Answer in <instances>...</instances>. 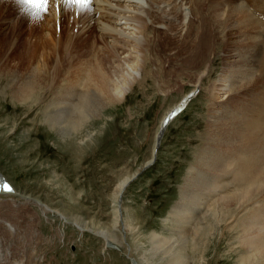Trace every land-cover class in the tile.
Here are the masks:
<instances>
[{
  "label": "rangeland",
  "instance_id": "374dc122",
  "mask_svg": "<svg viewBox=\"0 0 264 264\" xmlns=\"http://www.w3.org/2000/svg\"><path fill=\"white\" fill-rule=\"evenodd\" d=\"M245 2L248 4V1ZM19 7L18 21L14 23L16 26L12 25L8 39L6 37L3 45L0 44V175L17 193L40 199L41 203L76 219L87 228L111 231L121 247L116 243V246L109 243L115 248H107L105 240L92 230L80 231L52 216H47L45 220L44 217L38 219V225L34 227L36 223L24 221L26 216L22 213L25 210V213L39 214L35 205L23 204L27 200L18 196H0L1 201L14 199L12 202L23 208V211L17 209L19 212L13 214L11 219L6 217L16 225L19 222L20 227L28 231L26 241L21 242L22 246L28 248L31 244L42 259L36 260V264H137L139 257H150L153 252L151 234L177 239L180 233L183 235L187 232L184 234L187 235L189 227H185V232V229L177 232L175 226L172 227L171 220L164 224L163 219L178 203L186 177L191 168L196 166L207 126L206 105L212 94L213 82L221 72L223 53L227 48L215 43L214 36L205 30L201 36V44L195 42L176 46L182 51H176L178 53L172 59L178 58V62L172 63L171 60L166 63L167 68L169 66L172 71L160 69L165 63L160 58L161 55L156 53L153 56L155 66L159 68L156 75L152 69L154 63L147 62L143 79L139 81L141 76L138 80L134 78L128 91H122L123 95L120 97L112 95L109 89L112 76L105 70L111 63L112 51L106 55L108 51L102 54L103 48L93 50L90 57L85 58L89 74L86 72L88 75L83 73L67 76L64 77V82L81 81L80 78L88 80L86 90L94 91L98 96L95 106L85 115L88 116L87 119L84 116L85 119H79L77 116L67 122L52 121L50 116L56 110L55 101L67 99L65 91H46L42 85L49 81L45 78L42 88L38 86L40 89L37 87L20 93L12 87L16 82L10 81L9 76L5 77L3 71L12 69L14 64L19 63L16 66L21 67L26 63L27 56L22 53L25 45L15 42L22 37L19 35L23 29L19 20L23 18L25 8ZM15 9L16 7L12 10ZM252 11L256 14L252 17L256 19L258 16L257 19L264 22V14H258L255 9ZM32 13L25 19V23L36 17ZM74 15L77 16L78 13ZM27 28H31V25L25 26L26 32L29 31ZM252 31L246 33L250 34ZM173 47L172 43L167 44V48ZM153 50L158 51L155 47L151 49L152 52ZM211 53L215 55L211 56ZM177 54H180V58ZM194 60L200 64L199 69L196 73L190 69L187 72L196 74L195 77L202 74L200 87L185 109L169 123L155 162L146 167L144 165L151 157L153 141L163 114L173 108L184 95L195 90L187 85L190 74H183L185 68L194 64ZM184 61L186 65L183 64ZM98 69H104L105 74L102 75ZM79 92L81 91H75ZM72 102L69 105H75ZM135 172L137 175L125 186L123 197L121 195L120 198V207L123 205L132 228L127 231L123 229L122 215L115 226L113 205L117 184ZM233 178L227 183H231ZM242 185L230 184L223 188L222 194L230 195L241 187H246ZM262 189L252 192L249 201L241 202L235 209L230 208L227 218L222 216L224 221L214 222L207 218L209 228L196 238L200 241H196V247L188 246L187 256L195 264H264V257L261 258L258 252L251 249L248 241L253 235L259 239L264 234V225L260 227L262 233L254 229L250 232L251 236L242 233L247 227L246 223H249V216L254 212H264V188ZM4 202L2 204L12 203ZM1 207L5 208V205ZM6 210L7 214L10 213L8 208ZM195 217L197 219L198 214ZM195 223L196 221L192 227L190 225V229ZM34 232H37V236ZM59 234L63 236L61 240ZM183 236L181 237L190 241V236ZM147 250L148 252H144ZM159 260L160 256H154L149 258L148 264H164Z\"/></svg>",
  "mask_w": 264,
  "mask_h": 264
},
{
  "label": "bare ground",
  "instance_id": "6f19581e",
  "mask_svg": "<svg viewBox=\"0 0 264 264\" xmlns=\"http://www.w3.org/2000/svg\"><path fill=\"white\" fill-rule=\"evenodd\" d=\"M245 1H248V4ZM19 6H23L25 11L22 13L23 18L19 20L21 21L19 25L23 28L19 36L22 37L17 38L15 42L25 45L22 53L27 56V59L21 67L16 66L18 63L14 64L12 69L3 71L5 77L9 76L10 81L16 82L15 85L12 84V87L20 93L26 90L31 91L38 86L48 92L65 91L67 99H56V103L54 102L56 110L54 114L51 113L52 121L67 122L77 116L79 119L83 116L87 119L88 116L85 115L89 114L91 108L95 106L98 96L96 92L86 90L88 80L80 78L81 81L64 82V77L67 76L86 72L89 74L86 59L90 57L93 50L98 51L103 48L101 52L104 54L108 51L106 55L112 51L111 63L110 65L108 63L109 66L107 65L105 70L112 76V85H109L112 95L120 97L123 95L122 91L124 93L128 91L129 84L134 78L138 80L141 76L139 81L143 79L147 62L154 63V68H151L156 75L159 69L155 66L153 57L156 53L161 55L160 58L165 63L160 69L172 71L169 66L167 68L166 63L171 60H173L172 63L178 62V58L172 59V56L178 53L176 51H182L176 46L195 42L201 44V36L205 30L214 36L215 43L227 48V51L223 53L221 72L213 82L212 94L206 105L207 126L203 134V142L199 147L196 166L191 168L186 177L185 186L178 196V203L163 219L164 224L171 220L172 227L175 226L174 229L177 232L189 227L190 231L187 235L191 239L189 241L188 238L181 237L187 233L186 229L183 235L180 233L177 236L178 239L151 234L150 243H152L153 252L150 257L148 256L149 258L160 256L164 264H195L192 258L187 256L188 246H191L189 248L197 246L195 243L199 239L196 240V238L203 230L209 228L206 224L207 218H211L214 222L224 221L222 216L227 218L230 208L235 209L241 202L249 201L252 192L264 188V22H261L263 20L260 18L261 21L258 20V16L256 19L252 17L254 15L252 9L264 14V0H93L92 5L83 14L78 5H60L56 0L47 6L46 13L41 12L39 16L26 23L25 19L35 9L30 10L20 3V0H0L1 46L10 33L12 25L18 21ZM14 7L16 9L12 10ZM76 12L77 16L74 15ZM29 25L31 28H27L29 31L26 32L25 26L29 27ZM250 30L253 31L247 34L246 32ZM168 43H172L174 47L167 48ZM153 47L158 51L152 52ZM214 55L215 53H211V56ZM164 56L169 58L166 59ZM178 57L180 58V54ZM183 64L186 65L185 61ZM199 67L200 64L194 60V64H190L189 68L183 71V74H190L187 85L195 90L184 95L173 108L171 107L163 114L155 134V141H153L151 157L144 166L149 167L155 162L157 150L169 123L195 97L197 88L200 87L202 74L197 77L193 74ZM189 69L195 72L188 73ZM98 70L102 75L105 74L104 69ZM45 78L49 82L43 84ZM75 91L81 92L75 93ZM70 99L72 101L76 99V102ZM69 102L75 105H69ZM136 172L129 178L121 180L115 191L114 224L115 226L116 223L118 224L122 215L123 229L127 231L132 228L123 205L120 207V198L121 195L123 197L122 192L125 186L137 175ZM231 178H233L232 182L228 184ZM3 184H7L11 191H0V196L21 197L27 200L23 204L35 205L40 213L33 212L34 215L25 213L21 205L12 202L14 199L7 200L12 203H8L9 207H6L8 204H2L4 201L0 199V264H36V260L42 261L31 244L28 248L22 246L21 242L26 241L28 231L22 229L19 222L16 225L9 220L11 216H14L13 214L17 213V209L23 211L22 215L26 216L23 217L24 221L27 220L28 223L34 224L40 218L44 217L45 220L47 216H52L80 231L92 230L105 240L106 247L111 246L109 243L112 245L116 243L118 247H121L111 231L87 228L76 219L67 217L62 212L41 203L40 199L23 196L1 176L0 185ZM230 184H240V186L243 184L242 186L246 185V187H239L240 189H235L236 191L230 195L222 194L223 188ZM2 205H5V208H2ZM7 208L10 212L8 214ZM260 212H254L249 216L247 227H241L244 228V230L241 229L242 233L251 236L250 232L253 229L261 231L260 227L264 225V212ZM195 214H198L197 219ZM195 221V225L190 229V225L192 227ZM37 225L38 223L33 226L37 227ZM36 233L34 232V235ZM58 236L60 240L63 238L62 234ZM251 238L248 239L251 249L258 252L260 257H264V234H261L259 239L254 238V235ZM200 239L202 240V236ZM148 257H139L137 264H148Z\"/></svg>",
  "mask_w": 264,
  "mask_h": 264
},
{
  "label": "snow or ice",
  "instance_id": "6c2138e0",
  "mask_svg": "<svg viewBox=\"0 0 264 264\" xmlns=\"http://www.w3.org/2000/svg\"><path fill=\"white\" fill-rule=\"evenodd\" d=\"M53 2H56V0H20V3L28 7L30 10H36L32 13L34 16H39L41 12L46 13L48 10L47 6ZM58 3L60 5H78L81 10V13L83 14L92 5L93 0H58ZM165 123H167V121H165ZM0 191H11V189L7 186V184H3L0 185Z\"/></svg>",
  "mask_w": 264,
  "mask_h": 264
},
{
  "label": "water",
  "instance_id": "95a60500",
  "mask_svg": "<svg viewBox=\"0 0 264 264\" xmlns=\"http://www.w3.org/2000/svg\"><path fill=\"white\" fill-rule=\"evenodd\" d=\"M107 248H113V247H112V246H110V247H109V246H107Z\"/></svg>",
  "mask_w": 264,
  "mask_h": 264
}]
</instances>
